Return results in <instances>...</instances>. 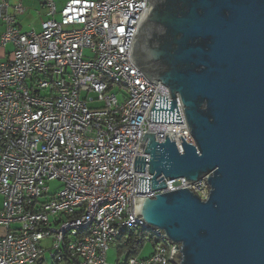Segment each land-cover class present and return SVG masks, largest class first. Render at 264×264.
Listing matches in <instances>:
<instances>
[{
  "label": "built area",
  "instance_id": "obj_1",
  "mask_svg": "<svg viewBox=\"0 0 264 264\" xmlns=\"http://www.w3.org/2000/svg\"><path fill=\"white\" fill-rule=\"evenodd\" d=\"M43 5L40 30L21 31L0 0V264H107L130 232L152 250L114 264H175V245L134 217V198L153 194L137 192L141 135L192 142L178 99L182 123L146 118L155 95L171 100L130 59L148 0H67L58 18ZM53 180L63 188L50 194ZM191 187L206 197L204 180Z\"/></svg>",
  "mask_w": 264,
  "mask_h": 264
},
{
  "label": "water",
  "instance_id": "obj_2",
  "mask_svg": "<svg viewBox=\"0 0 264 264\" xmlns=\"http://www.w3.org/2000/svg\"><path fill=\"white\" fill-rule=\"evenodd\" d=\"M130 53L171 98L146 118L182 123L178 99L192 138L179 151L141 135L137 192L153 194L134 198L135 219L175 245V264H264V0H148Z\"/></svg>",
  "mask_w": 264,
  "mask_h": 264
},
{
  "label": "rangeland",
  "instance_id": "obj_3",
  "mask_svg": "<svg viewBox=\"0 0 264 264\" xmlns=\"http://www.w3.org/2000/svg\"><path fill=\"white\" fill-rule=\"evenodd\" d=\"M42 0H24V6L26 7V12L24 15H21L19 18V23L22 26V30H31L34 28L36 31L40 30V24L42 20L47 19L46 9L41 5ZM67 0H54L56 5L57 13L55 14V18H58V12L63 7ZM3 24L0 20V31L3 30ZM12 45L8 44L6 46V50H11ZM118 98H121V94L117 93ZM49 193L54 194L63 188V183L59 180H53L48 183ZM49 196H42L40 199H48ZM2 197L0 196V206H1ZM42 243L48 244V240H43ZM121 245V241H116L114 244L110 246V248L106 252V261L107 264H114L117 259L119 262H123L127 254L123 251L119 246ZM152 250V246L150 242H145V245L138 251L136 254L138 257H146ZM46 257H49L46 255Z\"/></svg>",
  "mask_w": 264,
  "mask_h": 264
},
{
  "label": "trees",
  "instance_id": "obj_4",
  "mask_svg": "<svg viewBox=\"0 0 264 264\" xmlns=\"http://www.w3.org/2000/svg\"><path fill=\"white\" fill-rule=\"evenodd\" d=\"M143 236V232H130L127 239V244L124 247H119L123 249L124 252H126L127 256L137 254L138 251L145 245L146 241L144 240Z\"/></svg>",
  "mask_w": 264,
  "mask_h": 264
},
{
  "label": "crops",
  "instance_id": "obj_5",
  "mask_svg": "<svg viewBox=\"0 0 264 264\" xmlns=\"http://www.w3.org/2000/svg\"><path fill=\"white\" fill-rule=\"evenodd\" d=\"M7 1H8V3H9V9H8V12H9L11 15L14 16L15 21H16V24H17V26L19 27V29H20L21 31H24V30L21 29L22 26H21L20 23H19V18L21 17V15H24L25 12H26V7L24 6V3H23L24 0H7ZM17 3H20V4H21V6H22V8H23V11H22V12H18L17 10H15L14 6H15ZM40 3H41V5L44 7V5H43V0H42ZM42 21H43V20H42ZM25 31H26V30H25ZM27 31H29V30H27Z\"/></svg>",
  "mask_w": 264,
  "mask_h": 264
}]
</instances>
